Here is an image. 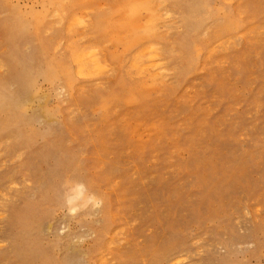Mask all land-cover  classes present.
<instances>
[{"label":"rangeland","instance_id":"obj_1","mask_svg":"<svg viewBox=\"0 0 264 264\" xmlns=\"http://www.w3.org/2000/svg\"><path fill=\"white\" fill-rule=\"evenodd\" d=\"M113 1L59 18L49 0H0V90L22 99L0 109V264H264V0H168L169 79L143 92ZM74 42L102 48L109 73L79 78ZM79 185L97 199L72 211Z\"/></svg>","mask_w":264,"mask_h":264},{"label":"bare ground","instance_id":"obj_2","mask_svg":"<svg viewBox=\"0 0 264 264\" xmlns=\"http://www.w3.org/2000/svg\"><path fill=\"white\" fill-rule=\"evenodd\" d=\"M71 1L72 0H49L50 4H52L54 6V14L57 15L55 17L60 18L61 17L60 14H63L62 12H66V7L64 4L65 3L68 4ZM115 1H117V0H115ZM115 1H113V2L115 3ZM199 1L200 2L195 7L190 8V7L186 6L185 7L186 11L187 12H189V11H191V12L192 11H195V12L203 11L205 9V3L202 2L201 0H199ZM227 1H230V0H227ZM167 4L169 5L168 0H121L117 12L116 13L113 12L114 14L112 13L109 17L108 23H109V28L111 31L110 33L111 34H112V32L114 33L111 35V37L117 41L122 40L121 43H124L123 44L124 52L133 51L132 52L133 54H130L131 58L129 56V58H130L129 64H128V67L126 69V70H128L127 76L130 75V76H133V77L139 79L138 80L139 85L137 84L138 88L137 87L136 88L139 91L142 90L141 92H143V89L147 88L148 86L150 87V86L155 85V87H158L159 85L163 84V82H165L164 79L166 78V76H168L167 75L168 70H170L168 68L167 58H165V53H164L165 49L162 48L158 43H156V39L160 38V35L163 34V32L162 33L160 32V29L161 28L166 29L165 26L167 27L170 25V24L166 25V23H168L166 21L170 19L169 16L171 15L170 14L171 11L168 10ZM91 10L93 11L92 8H91ZM106 10H108V9H106ZM77 11H79V10H77ZM85 11H87V10H85ZM74 13L76 14V12H74ZM74 13L71 12V14L68 15V17L66 18V22H67L66 28H68V31L70 33H73L76 26H79V25L83 26V24H84V21L80 17L81 15L77 17V15L75 16ZM63 15H65V13ZM79 17H80V19H79ZM82 21H83V23H82ZM16 26L20 32H22V33L28 32V26L23 21H19L16 24ZM240 26H241L240 23L238 21L232 19V18H230L229 22H227V29L238 30L240 28ZM35 28H36V31H37V29L42 30V27H40V23L35 25ZM140 31H143V33H139ZM108 35H110V34H108ZM68 43H70V42H68ZM77 43H75V44H77ZM105 43H107V42H105ZM84 44H85V42H84ZM68 45L69 44H67V46ZM83 46H85V47L80 48V47H78V44H77V47H72V50H70L71 51L70 53L72 54L73 63L75 66V70H74L75 74L79 78L90 77V79H91L92 76L97 75L100 72L102 74L103 71H107L110 64L108 65L107 63H105L106 60H104L102 55H101L104 53V52L102 53V50H101L102 48L99 50L100 51L99 52L97 50V48H99V47H97V48L86 47V46H88L86 44ZM213 48L210 51L213 52V50L215 49V48L214 49ZM66 49L68 51L67 47H66ZM210 51H209L208 55H210V53H211ZM104 55H105V53H104ZM68 56H69V54H68ZM127 58H128V56H127ZM122 61H120V62H122ZM193 61L194 60L190 59L189 63L192 64ZM45 64H46V68L44 70V75L47 76L48 79L54 80L58 75H60L62 77L64 85L66 87L71 88V87L75 86L73 71L70 69L69 66H67V64H65L62 61L55 62V61H51V60H47V62ZM109 70H110V68L108 69L107 74L109 73ZM111 70H112V68H111ZM110 72H112V71H110ZM26 76H27V78H29V76H30V71L27 69H26ZM166 79H169V77ZM96 81H100V78H99V80H96ZM99 84H96V85H99ZM83 86H81L80 88H82ZM21 102H22V99L19 97L18 94H11V93H7L4 90H0V109L12 110L15 112V114H20L21 110H22L21 108H19V106L21 105ZM23 105H25V100L23 101ZM0 111H2V110H0ZM9 112H11V111H9ZM88 191L89 190L84 185L83 186L79 185L76 187L75 191L68 197V201L70 203V208L72 211L79 210L83 206V204L87 202L88 199L91 201H96V199H97L96 196H94V194H92ZM179 256H181V255H179ZM172 262H171V264H173Z\"/></svg>","mask_w":264,"mask_h":264}]
</instances>
